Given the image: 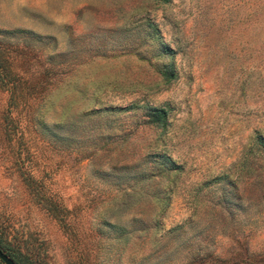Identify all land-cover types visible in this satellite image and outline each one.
<instances>
[{
  "label": "rangeland",
  "instance_id": "374dc122",
  "mask_svg": "<svg viewBox=\"0 0 264 264\" xmlns=\"http://www.w3.org/2000/svg\"><path fill=\"white\" fill-rule=\"evenodd\" d=\"M145 105L168 107L164 130ZM258 135L264 0H0V247L18 264H264ZM156 154L177 169L141 178Z\"/></svg>",
  "mask_w": 264,
  "mask_h": 264
},
{
  "label": "trees",
  "instance_id": "16d2710c",
  "mask_svg": "<svg viewBox=\"0 0 264 264\" xmlns=\"http://www.w3.org/2000/svg\"><path fill=\"white\" fill-rule=\"evenodd\" d=\"M163 50L165 52H170L166 44H163ZM161 76L165 82H170L176 77V74L173 71L172 67L169 66L167 69H164L161 72ZM119 109L130 110L131 106H127L124 108L113 107L106 110H119ZM144 110H145L146 124L154 126L155 128H160L161 130H164L166 128L168 124V112H169V109L166 105H160V106L145 105ZM37 124L40 127L41 133L42 132L45 133V131L47 132L49 130V126L46 123L39 121L37 122ZM256 142L259 144L261 154L263 155L264 158V137L259 135L256 136ZM153 157H155V159L151 161L152 162L151 167L148 169L147 172L141 174L140 176L141 178H150L151 176L157 175L158 172L156 171L158 167H160V169H162L163 171H167V172H172L177 169V166H175V163L171 159L161 154H156ZM15 263L18 264L16 261Z\"/></svg>",
  "mask_w": 264,
  "mask_h": 264
},
{
  "label": "water",
  "instance_id": "95a60500",
  "mask_svg": "<svg viewBox=\"0 0 264 264\" xmlns=\"http://www.w3.org/2000/svg\"><path fill=\"white\" fill-rule=\"evenodd\" d=\"M0 259L4 262V264H16L15 261L1 249V247H0Z\"/></svg>",
  "mask_w": 264,
  "mask_h": 264
}]
</instances>
